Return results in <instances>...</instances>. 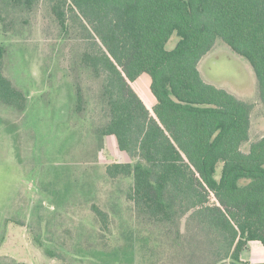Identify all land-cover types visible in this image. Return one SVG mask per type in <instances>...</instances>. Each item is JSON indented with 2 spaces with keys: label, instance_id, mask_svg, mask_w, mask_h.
I'll list each match as a JSON object with an SVG mask.
<instances>
[{
  "label": "trees",
  "instance_id": "trees-1",
  "mask_svg": "<svg viewBox=\"0 0 264 264\" xmlns=\"http://www.w3.org/2000/svg\"><path fill=\"white\" fill-rule=\"evenodd\" d=\"M41 3L79 42L80 68L99 83L95 131L101 143L115 136L130 158L106 173L133 178L127 198L136 217L174 231L193 257L207 252L203 264H248V243L264 246V137L242 150L253 106L206 82L199 63L222 39L250 62L264 102V0H0V23ZM5 54L0 44V101L24 109L25 94L4 74ZM143 74L152 109L132 85ZM77 95L78 112L86 111L80 86ZM93 209L106 222L107 212Z\"/></svg>",
  "mask_w": 264,
  "mask_h": 264
},
{
  "label": "rangeland",
  "instance_id": "rangeland-1",
  "mask_svg": "<svg viewBox=\"0 0 264 264\" xmlns=\"http://www.w3.org/2000/svg\"><path fill=\"white\" fill-rule=\"evenodd\" d=\"M178 40L174 34L167 47ZM0 44L6 49L4 74L27 98L24 109L0 101V264L210 261L207 252L193 257L184 250L166 226L136 223L127 198L133 178L110 179L106 173V165L130 158L115 136L99 140V83L80 68L79 42L62 31L47 5L7 13ZM199 70L206 82L252 104L250 139L242 145L248 152L264 137V102L253 67L219 39ZM132 85L143 100L150 94L147 74ZM79 86L82 112L76 107ZM94 204L107 212L106 222Z\"/></svg>",
  "mask_w": 264,
  "mask_h": 264
},
{
  "label": "crops",
  "instance_id": "crops-1",
  "mask_svg": "<svg viewBox=\"0 0 264 264\" xmlns=\"http://www.w3.org/2000/svg\"><path fill=\"white\" fill-rule=\"evenodd\" d=\"M150 83H151V80H150ZM137 90L139 91V89H137ZM139 95L141 96L140 93H139ZM145 96H146V98L144 99V102L146 103V105L149 108L152 107L155 103V98L152 95L151 90H150V94L148 95V93H147V94H145ZM134 218L136 220V223L141 222V220L139 218H137L136 216ZM108 223L109 224L113 223L111 221V218H110V221ZM110 230L114 231L113 229H110ZM259 243L262 245V243L260 241H250L248 243V246L245 249V251L248 252L247 255L246 256L244 255L245 251L242 252V254H241L243 261L247 262L248 264H264V246L263 245L261 247L256 246V244H259Z\"/></svg>",
  "mask_w": 264,
  "mask_h": 264
}]
</instances>
